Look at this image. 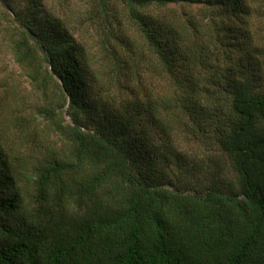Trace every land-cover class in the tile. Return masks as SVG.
Here are the masks:
<instances>
[{
  "label": "trees",
  "instance_id": "1",
  "mask_svg": "<svg viewBox=\"0 0 264 264\" xmlns=\"http://www.w3.org/2000/svg\"><path fill=\"white\" fill-rule=\"evenodd\" d=\"M63 1L0 0V264H264V0Z\"/></svg>",
  "mask_w": 264,
  "mask_h": 264
},
{
  "label": "rangeland",
  "instance_id": "2",
  "mask_svg": "<svg viewBox=\"0 0 264 264\" xmlns=\"http://www.w3.org/2000/svg\"><path fill=\"white\" fill-rule=\"evenodd\" d=\"M252 1V0H251ZM63 2H67L68 5L63 9L64 15L67 13V17H70V20L74 23H76L75 21L79 18V16L82 14L83 8H84V2L83 0H64ZM254 4H258V2L256 1V3ZM257 10V9H256ZM257 21L259 20H254V26L251 29L253 32H257L259 30H263L264 25L260 26V23H258ZM263 23V22H262ZM1 49V48H0ZM6 71H13L14 75L16 76V86L20 89V91L22 92V95H30L29 92V85L27 84V81L25 80V78L21 75H19V73H17L16 68L13 65V62L11 60L10 55L5 52L4 50L2 51V53L0 52V75L5 77V70ZM181 139H179V143H181V145L186 141V139L180 137ZM186 148H188V150L192 153H197L198 155H201V150L202 148L198 145V144H194L192 143V141H190V143H188V145L186 146ZM204 154V152H202Z\"/></svg>",
  "mask_w": 264,
  "mask_h": 264
}]
</instances>
